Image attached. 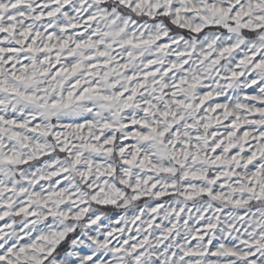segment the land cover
I'll list each match as a JSON object with an SVG mask.
<instances>
[{"label":"snow or ice","instance_id":"snow-or-ice-1","mask_svg":"<svg viewBox=\"0 0 264 264\" xmlns=\"http://www.w3.org/2000/svg\"><path fill=\"white\" fill-rule=\"evenodd\" d=\"M0 264H264V0H0Z\"/></svg>","mask_w":264,"mask_h":264}]
</instances>
